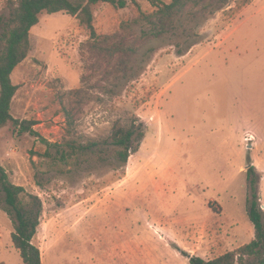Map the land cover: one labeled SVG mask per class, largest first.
<instances>
[{
  "label": "rangeland",
  "instance_id": "obj_1",
  "mask_svg": "<svg viewBox=\"0 0 264 264\" xmlns=\"http://www.w3.org/2000/svg\"><path fill=\"white\" fill-rule=\"evenodd\" d=\"M142 11L156 7L96 5V36L44 13L12 73V114L40 137L6 124L0 164L42 200L43 264H190L256 237L248 169L264 211V0H188L156 24ZM133 124L144 136L120 167L114 125ZM13 231L0 185V264H24Z\"/></svg>",
  "mask_w": 264,
  "mask_h": 264
},
{
  "label": "trees",
  "instance_id": "obj_2",
  "mask_svg": "<svg viewBox=\"0 0 264 264\" xmlns=\"http://www.w3.org/2000/svg\"><path fill=\"white\" fill-rule=\"evenodd\" d=\"M147 1L156 7V11L150 14L142 11L141 16L156 24L175 11L184 9L188 0ZM102 2L119 7L127 5V0H17L12 2L9 15H0V129L12 122L20 132H30L40 137L33 129L35 122L20 121L12 114L13 99L19 88L12 80V73L28 57L31 50V29L40 22L41 16L44 13L66 12L76 16L80 23L90 30L91 35L96 36L94 7ZM143 136L141 125L133 124L130 127L114 125L111 138L116 146L114 157L120 167L126 166L130 155L138 150V144ZM41 138L48 147L54 145ZM56 150L63 159L68 156L64 149ZM256 174L255 167L248 169L251 189L248 215L255 226L256 237L249 243L212 259L191 255L190 264H264V211L259 202ZM0 185L7 211L14 224L12 232L14 246L19 250L24 264H43L40 246L34 242L42 213L41 198L28 192L24 186L13 183L1 164Z\"/></svg>",
  "mask_w": 264,
  "mask_h": 264
},
{
  "label": "water",
  "instance_id": "obj_3",
  "mask_svg": "<svg viewBox=\"0 0 264 264\" xmlns=\"http://www.w3.org/2000/svg\"><path fill=\"white\" fill-rule=\"evenodd\" d=\"M264 207V205H262Z\"/></svg>",
  "mask_w": 264,
  "mask_h": 264
},
{
  "label": "bare ground",
  "instance_id": "obj_4",
  "mask_svg": "<svg viewBox=\"0 0 264 264\" xmlns=\"http://www.w3.org/2000/svg\"><path fill=\"white\" fill-rule=\"evenodd\" d=\"M44 256V255H43Z\"/></svg>",
  "mask_w": 264,
  "mask_h": 264
}]
</instances>
